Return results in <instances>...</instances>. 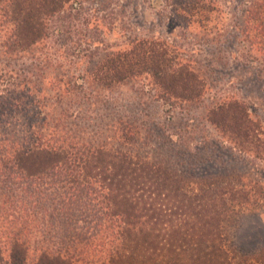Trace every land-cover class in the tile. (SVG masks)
<instances>
[{
  "label": "trees",
  "instance_id": "trees-1",
  "mask_svg": "<svg viewBox=\"0 0 264 264\" xmlns=\"http://www.w3.org/2000/svg\"><path fill=\"white\" fill-rule=\"evenodd\" d=\"M115 1L0 0V264H112L118 257L122 260L126 254H135L131 229H141L151 248L160 245V230H165L168 240L174 242H179V236L184 244L179 242L175 248L187 257L170 264H212L217 255L220 264L228 263V253L221 251L216 242L224 241L218 231L235 200L227 191L234 182H221L216 192H206L204 188V194L185 195L187 186L182 179H176L173 172L149 157H136L135 161L128 154L110 150L107 144L113 137H106L105 142L104 134L114 129L121 132L124 121L115 115L108 118L103 111L95 114L99 102L105 110L112 108L101 99L103 94L88 93L85 88L93 83L101 90L112 91V87L146 73L153 74L167 90H179L177 97L181 94L180 98L192 101L199 99L202 91V84L196 83L199 74L193 63L187 61L185 66H179L178 58L171 56L162 61L164 67L160 68L155 64L167 54L169 45L142 38L106 54L102 62H94L98 55L94 53L79 74L60 63L62 58H78L68 45L76 43V35L84 33L81 39L93 44L98 41L97 37L91 40L97 32L91 29L93 19H89L87 11L99 21L98 10L107 12L108 4ZM194 1L202 21L209 22L204 14L214 12V5L210 0ZM176 12L183 16V11ZM194 16L195 11L191 17ZM263 17L264 0L251 3L246 10V32L252 46L264 47ZM80 21L87 26L86 31L77 28ZM258 21L260 25H252ZM110 30L116 31L115 22ZM51 40L56 49L52 53ZM59 46L67 50H57ZM163 46L166 48L159 53L157 48ZM79 90L85 99L93 98L87 102L85 112L69 107ZM243 109L239 101L220 107L228 115ZM247 120L237 128L250 140L252 125H248V117ZM231 121L235 125L233 117ZM222 126H226V120ZM105 188L107 195L100 192ZM113 188L120 200L110 206L106 199ZM175 201H186L187 211L180 214ZM78 211L80 215H75ZM93 211L100 213L102 220L105 211L128 219L110 221L105 225L108 228L100 240L102 244H95L101 230L92 232ZM101 219H96L94 225L102 226ZM156 224L160 230L154 227ZM113 228L117 235H112ZM107 235L113 240L107 241ZM187 238L189 256L184 248ZM99 246L101 250H97ZM148 253L142 250V258L147 256L144 264L150 259L152 264H165L164 260L149 258ZM103 255L109 258L102 261ZM94 256H99L96 263ZM249 264H264V251Z\"/></svg>",
  "mask_w": 264,
  "mask_h": 264
},
{
  "label": "rangeland",
  "instance_id": "rangeland-1",
  "mask_svg": "<svg viewBox=\"0 0 264 264\" xmlns=\"http://www.w3.org/2000/svg\"><path fill=\"white\" fill-rule=\"evenodd\" d=\"M167 1L117 0L108 4L107 12L98 10L99 21H95L91 17L92 13L87 11L89 19H93L91 29L97 32L91 40L97 37L98 41L93 44L81 39L84 33L76 35V43L68 45L78 58L75 60L68 57L70 61L62 58L60 63L79 74V70L87 68L94 53H98L94 62H102L106 54L124 49V44L135 38L151 39L160 45H169L167 54L155 64L160 68L164 67L162 61L171 56L178 58L179 66H185L187 61L193 63L199 74L196 83L205 85V88L200 86V98L192 101L180 98L181 94H178V98L176 94L179 90H167L153 74L146 73L112 87V91L101 90L100 85L93 83L85 88L88 93L95 94L98 91L103 94L101 99L112 108L105 110L102 102H99L100 107L95 109V114L103 111L105 115H109L108 118L115 115L124 121V127L119 128L121 132L117 133L114 129L104 134V141L108 136L113 137L107 144L110 150L128 154L135 161L136 157L140 160L149 157L165 170L173 172L176 179H182L187 186L183 191L185 195L204 194V188L206 192H216L221 182H234V186L228 187L227 191L228 195H234L235 200L226 212L227 219L224 223L220 221L218 231L221 236L224 235V241L216 244L221 251L228 253L227 264H249L253 257L258 258L264 251V47L252 46L246 32L249 27L246 10L256 0H210L209 3L216 10L204 14L210 19L209 22L202 21L194 0ZM175 9L183 11V16H177V10L173 13ZM194 11L195 16L191 17ZM114 22L117 32L110 30ZM259 22H253L252 25L258 26ZM78 23L79 30H87L83 21ZM255 34L256 31L253 30V36ZM214 38L216 40L212 43ZM51 42L54 40L49 42V51L52 53L55 47H52ZM62 47L59 46L57 50ZM165 48L163 46L157 50L161 53ZM62 50L65 52L67 47ZM188 66L189 64L185 68ZM203 77L205 79L201 80ZM88 101L92 102L93 98L88 100L79 94L69 107H73V111L84 109L85 112ZM233 101H239L243 111L229 112L228 115L220 110L222 105H229ZM231 117L235 119V125ZM247 117L250 120L248 125H252L250 140L243 135L242 129L237 128L248 121ZM224 118L226 126L223 128ZM232 131L235 133L232 134ZM100 192L107 195L108 190L105 188ZM145 198L147 200V197H143V200ZM108 199L106 202L110 206L120 200L115 188ZM175 202L180 207V214L182 210L187 211L186 201L183 204ZM97 213L93 211L90 214L94 218L92 232L101 230L95 244H102L100 240L104 230L107 231L108 228L105 225L110 221L128 219L126 215L116 217L113 211H105L102 220L100 213ZM75 215H80L79 211ZM96 219L103 221L102 226L94 225L97 223ZM179 219L182 220L180 217ZM154 227L160 230L157 224ZM129 231L135 254H126L122 256V260L118 257L112 264H144L147 256L142 258L143 249L149 251V258L164 260L165 264L187 257L175 248L184 244L179 236L177 238L180 244L170 238L168 240L165 230H160V245L156 247L154 243L155 248H151L147 246V237L141 233V229ZM114 232L113 228L112 235H117ZM182 233H185L184 228ZM199 236L200 231L197 239ZM110 240L113 238L107 235V241ZM49 243L50 238L47 244ZM125 246L130 245L125 243ZM188 247L187 238L184 248L187 250L185 254L189 256L191 248ZM90 249H95V245ZM106 249L112 250L110 246H106ZM97 250H101V247ZM98 257H92L95 263L99 260ZM105 258L108 259L109 256L103 255L102 261ZM147 264H152V260ZM212 264H220L218 255L214 257Z\"/></svg>",
  "mask_w": 264,
  "mask_h": 264
}]
</instances>
